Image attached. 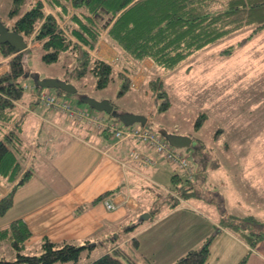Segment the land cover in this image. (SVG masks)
Wrapping results in <instances>:
<instances>
[{
  "label": "rangeland",
  "instance_id": "374dc122",
  "mask_svg": "<svg viewBox=\"0 0 264 264\" xmlns=\"http://www.w3.org/2000/svg\"><path fill=\"white\" fill-rule=\"evenodd\" d=\"M14 1L0 0V17L6 22L10 18ZM27 8L28 4L25 3L14 18L16 19ZM251 29L250 26L241 28L197 50L174 69H167L155 63L150 68L143 61L132 58L139 66L136 70L135 66L130 65L129 61L125 62L121 57L115 64L111 80L104 87L99 86V77L93 71L89 70L79 75L85 65L84 59L79 58L74 52L63 51L57 60L47 61L44 58L45 49L40 44H34L32 38H26L30 41L26 51V66L31 73L39 74L42 78L57 77L67 80L75 84L80 93L98 99L108 98L122 110L144 113L149 118L148 125L157 130L163 138L165 137L161 133L162 130L193 137L191 147L176 148L188 156L190 166L195 168L197 175L203 176L198 187L204 190V194L198 195L195 193L196 188H191L192 193L184 196V201L183 199L181 201L186 208H195L198 211L191 213L181 207L182 209L176 208L174 213H168L172 205L165 198L167 196L165 190L144 178L147 190L140 194L144 202L150 203L155 211L152 217L143 220L142 223L136 222L138 227L134 230L138 231L141 227L149 225V228L139 235L142 242L146 241L145 248L148 253H143L141 249L140 251L145 256L149 255L146 259L150 261H144L143 264H171L178 255L187 252V245L194 248L204 246L206 237L212 239L211 258L215 260L216 256L220 255L217 264H231L237 256L240 260L242 255L248 254L249 257L251 252L248 247L245 250L246 246H243L239 239L249 244L246 234L253 232L251 229L260 228L264 231V28L246 43L237 44L251 33ZM230 45H235L233 53L227 55L222 53V49ZM96 55L100 57L98 52ZM121 65L128 68L123 69ZM140 67H143L141 72L146 73V78L144 83L137 85L132 81V75H136ZM151 79L163 80L171 102L168 107L163 108L164 98L158 94L161 87L155 89L149 85ZM127 80L129 86L125 87ZM25 81L29 85L35 83L31 76H26ZM29 94L34 96L32 88L25 89L22 100H28ZM68 97L82 107L88 106L87 103L79 101L76 94ZM40 105L50 110L49 107ZM101 113L106 119H116L107 112ZM36 118V115L25 114L22 135L28 148H36L38 145L36 137L39 121ZM120 123L125 127L122 121ZM134 125L140 124L136 122ZM114 139L119 142V147L129 141ZM124 154L126 155L125 151ZM163 158L174 168V174H180L182 180H179L177 185L182 186L187 175L185 169L167 161L164 156ZM38 160L37 153L35 165ZM36 169L38 170L37 166H34V175L40 171ZM169 181L171 182L169 185L177 192L179 189L175 182V186L173 185L172 176ZM30 183L22 185L19 192L35 185ZM4 184L5 180L1 181L0 187H4ZM209 191L213 192L209 194ZM145 212L134 216V219H140ZM222 216L235 217L244 222L246 227L244 234L241 231H234L239 239L231 238L226 233L216 235L226 228L233 231L219 223ZM209 218L214 219L215 223ZM128 225L119 228L113 234L120 235L115 241L121 242L126 235L133 234V229L126 228ZM166 228H172L176 233L183 232L174 234L179 247L170 254L166 253V249L169 248L166 242L168 238L165 239V244L159 246L158 242L159 235ZM166 231L168 233V229ZM93 243L91 241L87 248L83 249L78 261H57L54 264H84L106 253L108 242L90 247ZM124 244L125 247L131 245L127 241ZM36 249L26 248L24 252L40 253L42 250ZM0 257L16 259L17 252L10 240L0 242Z\"/></svg>",
  "mask_w": 264,
  "mask_h": 264
},
{
  "label": "trees",
  "instance_id": "16d2710c",
  "mask_svg": "<svg viewBox=\"0 0 264 264\" xmlns=\"http://www.w3.org/2000/svg\"><path fill=\"white\" fill-rule=\"evenodd\" d=\"M25 3L28 8L15 19L14 16L20 13ZM9 16L7 22L1 19L25 38L40 41L47 61L57 60L63 51H72L84 59L85 65L79 75L93 71L99 77V86L104 87L115 70L111 62L93 54L104 34L121 51L122 56L140 61L149 58L157 65L174 69L197 50L250 26L251 33L237 44L246 43L264 28V0H15ZM234 48L235 45H230L222 49V53L232 54ZM27 50L16 51L10 44L0 43V52L8 58L9 65L8 70L0 74V183L5 180V184L10 186L6 194L2 195L0 191V215L14 205L16 192L31 179L34 172L31 167L25 166L30 149L24 144L22 131L25 118L19 113L17 104L23 98L25 77L30 72L26 66ZM149 85L155 89L161 87L158 94L164 98L163 108L168 107L171 102L163 80L151 79ZM128 86L127 80L125 87ZM55 91L72 95L60 88H55ZM174 180L180 200L192 193L191 188H196L198 195L204 194V190L197 186V172L195 181L186 175L182 186L177 185L182 180L180 174H173ZM120 190L119 185L103 192L90 203L79 206L76 213L114 196ZM178 203L177 199L173 206L176 207ZM220 224L243 234L246 228L244 222L231 216L222 217ZM251 230L253 232L246 236L249 245L254 246L264 238V231L260 228ZM31 235V229L22 218L0 228V240H10L17 252L16 259L0 258V264L78 261L83 249L90 243L89 239L85 244L78 245L45 237L42 251L28 254L24 252L25 242ZM134 241L135 245L138 244L137 239ZM211 242V238L207 239L204 246L188 250L171 264H205L211 255ZM247 262L248 254L236 264ZM84 264L143 263L134 249L116 245L113 250Z\"/></svg>",
  "mask_w": 264,
  "mask_h": 264
},
{
  "label": "crops",
  "instance_id": "0c3cea01",
  "mask_svg": "<svg viewBox=\"0 0 264 264\" xmlns=\"http://www.w3.org/2000/svg\"><path fill=\"white\" fill-rule=\"evenodd\" d=\"M10 22L13 23V20ZM33 43L39 45L40 41ZM98 45L93 51L94 55L98 52L100 58L111 62L113 65L123 57L125 62L129 61L130 65L135 66L136 70L138 69L139 66L136 61L131 60L127 55L122 56L121 51L112 44L107 36L103 35ZM7 61L8 58L0 52V74L8 70ZM143 63L150 68L154 66V62L149 58L144 59ZM122 68L127 69L128 67L122 66ZM142 68L140 67L136 71V75H132V81L137 85L144 83L146 78V73L141 72ZM37 99L35 95L29 94L28 100L21 99L17 104L19 113L24 118L25 114L28 116L36 115V119L39 121L36 137L38 145L36 148H29L30 152L25 166L31 167L33 170L34 166H37L40 171L35 175L34 171L28 181L31 182L30 185L34 183L35 185L29 186L28 190L25 189L23 192L18 190L15 194L14 205L5 214L0 215V228L6 227L17 218H22L27 222L32 235L26 240L25 249L32 247L37 248L36 250L42 249V240L45 237L54 241L67 240L75 244H85L86 240L89 239L90 242H95L90 247L98 244L104 245L108 242L109 245L106 246L105 252L113 250L116 245H125L124 243L127 241L129 245L131 244L129 248L134 249L139 255L140 261L142 263L147 261L146 257L149 255L143 254L148 253L147 248H145L146 241L142 242V237L139 235L143 234L149 225L134 231L138 227L136 224L143 221L142 218L134 219V216L146 211L150 212V217H152L155 211L153 207L151 208L150 203L144 202V198L140 194L147 190L144 178L151 180L155 186L163 191L165 190L167 195L165 198L172 205L168 213H174L176 208L182 209L181 207L191 211V213L198 211L195 208H186L182 204V199L180 200L178 193L174 191V187L169 185L171 183L169 181L170 176L173 179L174 168L164 160L163 156L154 152L148 143L138 139H129L119 147V142L109 132L96 129L92 122L87 120L81 123L74 122L67 118L61 110L52 108L49 110L41 106L42 103ZM119 110L122 109L119 108ZM133 148H139L137 150L145 153H153L157 157V162L154 165L145 166L139 160L130 159L129 152ZM37 153L39 160L35 165ZM199 177V182H201L203 176ZM174 182L176 183V181H173V185ZM119 185L121 186L120 192L108 197L116 203V208H108L103 199L89 205L81 213H76L77 208L82 204L90 203L103 192ZM9 189L10 186L4 184V187H0L1 194H6ZM212 192L209 191V194ZM177 199L179 203L173 207ZM210 200L213 201L212 198ZM210 221L215 223L214 219H210ZM127 224L129 225L126 228L133 229V234L126 235L121 242L115 241L120 235L113 236V234ZM166 229H168V233ZM166 229L159 235L158 242L159 246L167 242L169 248L166 249V253L170 254L179 247L178 239L174 234H182L183 232L177 231L176 233L172 228ZM219 233H226L231 238L239 239L235 235L236 233L228 228L220 230L216 235ZM135 239L138 240L136 245ZM165 239H167L166 242ZM207 239L208 237L205 240ZM239 241L243 246H246L245 250L247 247L251 250L247 264H264V238L260 239L255 247H250L249 244L243 243L240 239ZM187 242L191 243L190 241ZM192 248L194 247L186 246L187 251ZM212 254L211 250L210 258L205 264H209L211 261H213L212 264L219 262L218 258L221 256L218 255L213 260ZM178 257L174 258L177 259ZM239 258L237 256L231 264H236Z\"/></svg>",
  "mask_w": 264,
  "mask_h": 264
},
{
  "label": "built area",
  "instance_id": "2783aa9c",
  "mask_svg": "<svg viewBox=\"0 0 264 264\" xmlns=\"http://www.w3.org/2000/svg\"><path fill=\"white\" fill-rule=\"evenodd\" d=\"M24 88H32L33 94L50 109H57L64 112L70 120L81 123L84 120L92 122L98 130H106L110 135L118 140H126L130 138L138 139L148 145L157 154H162L167 161L174 162L180 168L185 169L187 176L195 181L196 170L190 166V161L187 155L179 151L172 145L168 139L163 138L158 134V131L153 127L146 125L121 126L119 120L106 119L101 111L93 110L90 107H82L66 95L60 94L49 87L37 88L35 85L24 83ZM129 157L132 160H139L145 166L154 165L157 162V157L153 153H145L132 149L129 152ZM105 204L108 208H116L114 203L109 198L105 199Z\"/></svg>",
  "mask_w": 264,
  "mask_h": 264
},
{
  "label": "water",
  "instance_id": "95a60500",
  "mask_svg": "<svg viewBox=\"0 0 264 264\" xmlns=\"http://www.w3.org/2000/svg\"><path fill=\"white\" fill-rule=\"evenodd\" d=\"M0 43H8L14 47L16 51L25 50L29 46V42L25 36L19 31L12 29L9 25L5 24L1 17ZM27 76L33 77L35 83L40 87L60 88L68 93H78V87L67 80L57 77L42 78L39 74L31 72L27 73ZM77 98L79 101L87 103L90 107L96 110L107 112L111 116L116 117L126 126L134 125L136 122L141 125H146L149 120L148 116L144 113L119 110V108H116L114 103L108 98L98 99L85 93H78ZM161 133L175 147H191L193 145V137L191 135L181 134L175 131L169 132L167 130H162ZM149 217L150 212H145L141 216L143 220L148 219ZM93 244H95V242Z\"/></svg>",
  "mask_w": 264,
  "mask_h": 264
},
{
  "label": "bare ground",
  "instance_id": "6f19581e",
  "mask_svg": "<svg viewBox=\"0 0 264 264\" xmlns=\"http://www.w3.org/2000/svg\"><path fill=\"white\" fill-rule=\"evenodd\" d=\"M37 86V84H35ZM44 88V87H43ZM39 102H41L39 99H37ZM42 103V102H41ZM43 104V103H42Z\"/></svg>",
  "mask_w": 264,
  "mask_h": 264
}]
</instances>
